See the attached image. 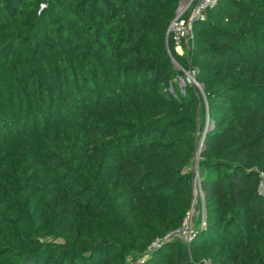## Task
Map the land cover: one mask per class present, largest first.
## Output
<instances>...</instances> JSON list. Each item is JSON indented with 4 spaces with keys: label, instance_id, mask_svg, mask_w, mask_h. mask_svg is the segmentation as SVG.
<instances>
[{
    "label": "trees",
    "instance_id": "trees-1",
    "mask_svg": "<svg viewBox=\"0 0 264 264\" xmlns=\"http://www.w3.org/2000/svg\"><path fill=\"white\" fill-rule=\"evenodd\" d=\"M181 1L0 0V264H264V0Z\"/></svg>",
    "mask_w": 264,
    "mask_h": 264
},
{
    "label": "built area",
    "instance_id": "built-area-1",
    "mask_svg": "<svg viewBox=\"0 0 264 264\" xmlns=\"http://www.w3.org/2000/svg\"><path fill=\"white\" fill-rule=\"evenodd\" d=\"M218 0H182L179 4L176 16L170 22L167 35L171 36L174 43L175 49L178 53L179 48L184 50V44H187L193 35L194 24L201 21L206 16V11L211 8ZM188 74H193L194 71H186ZM195 81V79H194ZM208 123V122H207ZM208 125V124H207ZM208 127V126H207ZM200 192V198L198 199V193ZM258 192L264 198V173H260L258 182ZM195 200L194 203L184 218L182 225L173 231L169 232L165 237L166 239H180L185 242H190L195 235V222L194 218L198 215L199 211L197 209L200 203L201 210V225L204 227L206 225V218L204 213V198L201 193L200 186L195 189ZM155 243L154 245H156Z\"/></svg>",
    "mask_w": 264,
    "mask_h": 264
},
{
    "label": "rangeland",
    "instance_id": "rangeland-1",
    "mask_svg": "<svg viewBox=\"0 0 264 264\" xmlns=\"http://www.w3.org/2000/svg\"><path fill=\"white\" fill-rule=\"evenodd\" d=\"M179 52H182L184 53V50H182L181 48L178 49ZM176 65V68L179 69V67ZM194 75L193 74H188L185 72V76L182 77V76H177V77H174V79H172L168 85L164 88V90L170 94V95H173L174 97H177V96H186L187 93H188V88L191 84H193L195 81H194ZM198 87L202 88L201 84H197ZM208 123H206V127L210 126V120L208 119L207 120ZM208 124V125H207ZM198 199L200 198V192L198 193Z\"/></svg>",
    "mask_w": 264,
    "mask_h": 264
},
{
    "label": "water",
    "instance_id": "water-1",
    "mask_svg": "<svg viewBox=\"0 0 264 264\" xmlns=\"http://www.w3.org/2000/svg\"><path fill=\"white\" fill-rule=\"evenodd\" d=\"M202 144V143H201ZM200 152V151H199Z\"/></svg>",
    "mask_w": 264,
    "mask_h": 264
}]
</instances>
